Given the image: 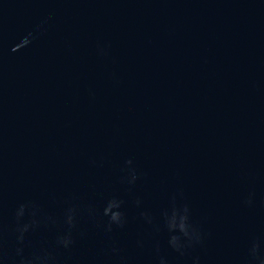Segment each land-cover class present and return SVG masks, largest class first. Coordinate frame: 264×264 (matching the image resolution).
Segmentation results:
<instances>
[{
  "label": "water",
  "instance_id": "1",
  "mask_svg": "<svg viewBox=\"0 0 264 264\" xmlns=\"http://www.w3.org/2000/svg\"><path fill=\"white\" fill-rule=\"evenodd\" d=\"M0 264H264V0H0Z\"/></svg>",
  "mask_w": 264,
  "mask_h": 264
}]
</instances>
